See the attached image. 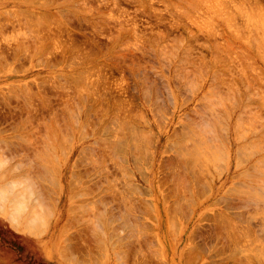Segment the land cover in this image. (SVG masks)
<instances>
[{
	"label": "rangeland",
	"instance_id": "374dc122",
	"mask_svg": "<svg viewBox=\"0 0 264 264\" xmlns=\"http://www.w3.org/2000/svg\"><path fill=\"white\" fill-rule=\"evenodd\" d=\"M198 1L0 0L16 264H264V0Z\"/></svg>",
	"mask_w": 264,
	"mask_h": 264
},
{
	"label": "bare ground",
	"instance_id": "6f19581e",
	"mask_svg": "<svg viewBox=\"0 0 264 264\" xmlns=\"http://www.w3.org/2000/svg\"><path fill=\"white\" fill-rule=\"evenodd\" d=\"M37 1H38V0H37ZM42 1H43V0H42ZM187 1H189V0H187ZM193 1H194V0H193ZM199 1H200V0H199ZM199 1H198V4H199ZM219 1H220V0H219ZM242 1H243V0H242ZM202 2H203V1H202ZM224 2H225V1H224ZM243 2H244V1H243ZM43 3H44V2H43ZM186 3H187V2H186ZM203 3H204V2H203ZM205 3H206V2H205ZM208 3H209V2H208ZM217 3H218V2H217ZM187 4H189V3H187ZM201 4H202V3H201ZM225 4H226V3H225ZM237 4H238V3H237ZM242 4H243V3H242ZM253 4H254V3H253ZM211 5H213V4H211ZM216 5H217V4H216ZM218 5H220V4H218ZM223 5H224V3H223ZM257 5H258V4H257ZM191 6H192V5H191ZM194 6H195V4H194ZM202 6H204V5H202ZM213 6H214V5H213ZM224 6H225V5H224ZM240 6H241V5H240ZM240 6H239V8H240ZM245 6H246V5H245ZM251 6H252V5H250V7H251ZM261 6H262V5H261ZM174 7H175V6H174ZM218 7H219V6H218ZM187 8H188V7H187ZM184 9H185V8H184ZM203 9H204V8H203ZM206 9H207V8H206ZM210 9H211V8H210ZM216 9H217V8H216ZM216 9H215V10H216ZM247 9H249V8H247ZM185 10H186V9H185ZM187 10H188V9H187ZM213 10H214V9H213ZM177 11H178V10H177ZM218 11H219V10H217V12H218ZM232 11H233V10H232ZM247 11H248V10H247ZM249 11H250V10H249ZM249 11H248V12H249ZM17 12H18V11H17ZM191 12H192V11H191ZM191 12H190V13H191ZM194 12H195V11H194ZM187 13H188V11H187ZM197 13H198V12H197ZM197 13H196V14H197ZM250 13H251V12H250ZM199 14H200V13H199ZM212 14H213V13H212ZM219 14H220V13H219ZM188 15H189V14H188ZM226 15H227V14H226ZM6 16H7V15H6ZM17 16H18V15H17ZM53 16H54V15H53ZM230 16H231V15H230ZM253 16H254V15H253ZM227 17H228V16H227ZM227 17H226V18H227ZM231 17H232V16H231ZM255 17H257V16L255 15ZM23 18H24V17H23ZM178 18H179V17H178ZM219 18H220V17H219ZM226 18H225V19H226ZM231 19H232V18H231ZM24 20H25V19H24ZM38 20H39V19H38ZM46 20H47V19H46ZM64 20H65V19H64ZM108 20H109V19H108ZM244 20H245V19H244ZM3 21H4V20H3ZM176 21H177V20H176ZM192 21H193V20H192ZM29 22H30V21H29ZM66 22H67V21H66ZM234 22H235V21H234ZM27 23H28V22H27ZM47 23H48V22H47ZM47 23H46V24H47ZM179 24H180V23H179ZM210 24H211V23H210ZM212 24H213V23H212ZM243 24H244V23H243ZM34 25H35V24H34ZM204 25H205V24H204ZM206 25H207V24H206ZM206 25H205V26H206ZM229 25H230V24H229ZM60 26H61V25H60ZM201 26H202V25H201ZM231 26H232V24H231ZM66 27H67V26H66ZM68 27H69V26H68ZM174 27H175V26H174ZM202 27L204 28V26H202ZM208 27H209V26H208ZM220 27H221V26H220ZM226 27H227V26H226ZM236 27H237V26H236ZM60 28H61V27H60ZM221 28H222V27H221ZM58 29H59V28H58ZM200 29H201V28H200ZM205 29H206V28H205ZM235 29H236V28H235ZM238 29H239V28H238ZM245 29H246V28H245ZM35 30H36V29H35ZM198 30H199V29H198ZM239 30H240V29H239ZM200 31H201V30H200ZM232 32H233V31H232ZM0 33H1V32H0ZM4 33H5V32H4ZM200 33H201V32H200ZM244 33H245V32H244ZM37 34H38V33H37ZM195 34H196V33H195ZM205 34H206V33H205ZM164 35H165V34H164ZM213 35H214V34H213ZM190 36H191V34H190ZM196 36H197V35H196ZM214 36H215V35H214ZM215 37H216V36H215ZM31 38H32V37H31ZM116 38H117V37H116ZM183 38H184V37H183ZM176 39H177V38H176ZM207 39H208V38H207ZM212 39H213V38H212ZM245 39H246V38H245ZM257 39H258V38H257ZM13 40H14V39H13ZM35 40H36V39H35ZM178 40H179V39H178ZM181 40H182V39H181ZM181 40H180V41H181ZM40 41H41V40H40ZM40 41H39V42H40ZM70 41H71V40H70ZM147 41H148V40H147ZM159 41H160V40H159ZM222 41H223V40H222ZM225 41H226V40H225ZM13 42H14V41H13ZM24 42H25V41H24ZM155 42H156V41H155ZM53 43H54V42H53ZM69 43H70V42H69ZM224 43H225V42H224ZM230 43H231V41H230ZM25 44H26V42H25ZM31 44H32V42H31ZM75 44H76V43H75ZM156 44H157V43H156ZM179 44H180V43H179ZM181 44H182V43H181ZM20 45L22 46V44H20ZM55 45H56V44H55ZM57 45H58V44H57ZM72 45H73V44H72ZM170 45H171V44H170ZM188 45H189V43H188ZM217 45H218V44H217ZM24 46H25V45H24ZM24 46H23V47H24ZM153 46H154V45H153ZM214 46H215V45H214ZM224 46H226V45H224ZM259 46H260V45H259ZM25 47L27 48V46H25ZM180 47H181V46H180ZM17 48H18V47H17ZM20 48H22V47H20ZM53 48H54V46H53ZM73 48H74V46H73ZM192 48H193V47H192ZM22 49H24V48H22ZM74 49H75V48H74ZM215 49H216V47H215ZM12 50H14V49H12ZM27 50H29V49H27ZM30 50H31V49H30ZM148 50H149V49H148ZM151 50H152V49H151ZM16 51H17V49H16ZM76 51H77V50H76ZM219 51H222V50H219ZM227 51H228V50H227ZM18 52H19V51H18ZM25 52H26V50H25ZM33 52H36V51H33ZM67 52H68V51H67ZM152 52H153V50H152ZM171 52H172V51H171ZM231 52H232V51H231ZM240 52H241V51H240ZM3 53H4V52H3ZM15 53H16V52H15ZM22 53L24 54V51H23ZM70 53H71V52H70ZM77 53H78V52H77ZM221 53H222V52H221ZM242 53H243V52H242ZM245 53H246V52H245ZM18 54H19V53H18ZM75 54H76V53H75ZM162 54H163V53H162ZM0 55H1V54H0ZM36 55H37V54H36ZM216 55H217V54H216ZM15 56H16V54H15ZM32 56H34V55H32ZM62 56H63V55H62ZM230 56H232V55H230ZM237 56H238V55H237ZM169 57H170V55H169ZM176 57H177V55H176ZM225 57H227V55H226ZM0 58H1V57H0ZM13 58H14V57H13ZM248 58H249V57H248ZM261 58H262V57H261ZM6 59H7V58H6ZM171 59H172V57H171ZM188 59H189V58H188ZM215 59H216V58H215ZM240 59H241V58H240ZM240 59H239V60H240ZM43 60H44V59H43ZM172 60H173V59H172ZM37 61H38V60H37ZM40 61H41V60H40ZM169 61H170V60H169ZM218 61H219V60H218ZM247 61H248V60H247ZM252 61H253V60H252ZM182 62H183V61H182ZM182 62H181V63H182ZM185 62H186V60H185ZM187 62H189V61H187ZM233 62H234V61H233ZM236 62H237V61H236ZM37 63H38V62H37ZM40 63H41V62H40ZM229 63H230V62H229ZM5 64H6V63H5ZM191 64H192V62L190 63V65H191ZM223 65H224V64H223ZM184 66H185V65H184ZM205 66H206V65H205ZM242 66H243V65H242ZM244 66H245V65H244ZM248 66H249V65H248ZM177 67H178V66H177ZM206 67H207V66H206ZM228 67H229V66H228ZM228 67H227V68H228ZM243 68H244V67H243ZM245 68H246V66H245ZM91 69H92V68H91ZM201 69H202V68H201ZM203 69H204V68H203ZM235 69H236V68H235ZM237 69H238V68H237ZM201 71H202V70H201ZM234 71H235V70H234ZM4 72H5V71H4ZM91 72H92V71H91ZM91 72H90V73H91ZM194 74H195V73H194ZM236 74H237V73H236ZM250 74H251V73H250ZM221 75H222V74H221ZM174 76H175V75H174ZM182 76H183V75H182ZM194 76H195V75H194ZM197 76H198V75H197ZM258 76H259V75H258ZM180 77H181V76H180ZM199 77H200V76H199ZM214 77H215V76H214ZM45 79H46V78H45ZM182 79H183V78H182ZM176 80H177V79H176ZM185 80H187V79H185ZM199 81H201V80L199 79ZM212 81H213V80H212ZM90 82H91V81H90ZM252 82H253V81H252ZM255 82H256V81H255ZM96 83H97V82H96ZM90 85H91V84H90ZM186 85H187V84H186ZM148 90H149V89H148ZM156 90H157V88H156ZM224 95H226V94H224ZM240 95H241V94H240ZM256 96H257V95H256ZM40 97H41V96H40ZM226 97H227V96H226ZM28 98H29V97H28ZM41 98H42V97H41ZM222 98H223V97H222ZM250 98H251V97H250ZM226 99H227V98H226ZM229 99H231V98H229ZM232 99H233V98H232ZM210 100H212V99H210ZM213 100H214V99H213ZM216 100H217V99H216ZM233 100H234V99H233ZM233 100H232V101H233ZM238 100H239V99H238ZM232 101H231V102H232ZM235 101H236V100H235ZM214 102H216V101H214ZM221 102H222V101H221ZM84 103H85V102H84ZM153 103H154V102H153ZM211 103H213V102H211ZM223 103H224V102H223ZM232 103H233V102H232ZM214 104H215V103H214ZM224 104H225V103H224ZM239 105H240V104H239ZM252 105H253V104H252ZM206 106H207V105H206ZM208 106H209V105H208ZM156 108H157V107H156ZM215 108H216V107H215ZM235 108H236V107H235ZM258 108H259V106H258ZM231 109H232V108H231ZM261 109H262V108H261ZM116 110H117V109H116ZM259 110H260V109H259ZM158 112H160V111H158ZM244 115H245V114H244ZM226 116H227V115H226ZM222 118H223V117H222ZM222 118H221V119H222ZM238 118H239V117H238ZM185 119H186V118H185ZM26 121H27V119H26ZM215 122H216V121H215ZM238 122H239V121H238ZM56 123H57V122H56ZM241 123H242V122H241ZM24 125H25V124H24ZM48 125H49V124H48ZM203 125H204V124H203ZM23 127H24V126H23ZM117 127H118V126H117ZM210 127H211V125H210ZM212 127H213V126H212ZM218 127H219V126H218ZM76 128H77V127H76ZM182 128H183V127H182ZM48 129H49V128H48ZM206 129H207V128H206ZM209 129H210V128H209ZM19 131H20V130H19ZM65 132H66V131H65ZM196 133H197V132H196ZM53 134H54V133H53ZM61 134H62V133H61ZM66 134H67V133H66ZM19 135H20V134H19ZM16 136H17V135H16ZM54 136H55V135H54ZM193 136H194V135H193ZM210 136H211V135H210ZM21 137H22V136H21ZM16 138H17V137H16ZM16 138H15V139H16ZM24 138H25V136H24ZM56 138H57V137H56ZM195 138H196V137H195ZM222 138H223V137H222ZM26 139H27V138H26ZM146 139H147V138H146ZM225 139H226V138H225ZM19 140H20V139H19ZM215 141H216V140H215ZM46 142H47V141H46ZM117 144H118V143H117ZM120 144H121V143H120ZM5 145H6V144H5ZM141 146H142V145H141ZM137 147H138V146H137ZM247 147H248V146H247ZM55 149H56V148H55ZM55 149H54V150H55ZM240 149H241V148H240ZM89 151H90V150H89ZM197 151H198V150H197ZM49 152H50V151H49ZM191 152H192V151H191ZM87 153H88V152H87ZM189 155H190V154H189ZM40 156H41V154H40ZM42 156H43V155H42ZM24 157H25V156H24ZM48 157H49V156H48ZM209 157H210V156H209ZM46 159H47V158H46ZM196 159H197V158H196ZM210 159H211V158H210ZM28 160H29V159H28ZM202 160H203V159H202ZM237 160H238V159H237ZM33 161H34V160H33ZM43 161H44V160H43ZM48 161H50V160H48ZM134 161H135V160H134ZM262 161H263V160H262ZM57 163H58V162H57ZM137 163H138V162H137ZM89 165H90V164H89ZM45 166H46V165H45ZM10 167H11V166H10ZM224 167H225V166H224ZM17 168H18V167H17ZM45 168H46V167H45ZM176 168H177V167H176ZM25 169H26V168H25ZM36 169H37V168H36ZM47 169H48V168H47ZM8 170H9V169H8ZM37 170H38V169H37ZM172 170H173V169H172ZM38 171H39V170H38ZM50 172H51V171H50ZM56 172H57V171H56ZM175 172H176V171H175ZM185 172H186V171H185ZM195 172H196V171H195ZM11 173H12V172H11ZM51 173H52V172H51ZM192 173H193V172H192ZM241 173H242V172H241ZM41 174H42V173H41ZM53 174H54V173H53ZM179 174H180V173H179ZM183 174H184V173H183ZM197 174H198V173H197ZM242 174H243V173H242ZM15 175H16V174H15ZM181 176H182V175H181ZM2 177H3V176H2ZM181 178H182V177H181ZM199 178H200V177H199ZM186 179H187V178H186ZM188 179H189V178H188ZM1 180H2V179H1ZM4 180H5V179H4ZM24 180H25V179H24ZM18 181H19V180H18ZM56 181H57V180H56ZM178 181H179V180H178ZM181 181H182V180H181ZM181 181H180V182H181ZM29 182H30V181H29ZM25 183H26V182H25ZM201 183H202V182H201ZM28 184H29V183H28ZM178 184H179V183H178ZM195 184H196V183H195ZM11 185H12V184H11ZM14 185H15V184H14ZM26 185H27V184H26ZM32 185H33V184H32ZM1 186H2V185H1ZM1 186H0V187H1ZM5 186H7V185L5 184L4 187H5ZM23 186H25V185H23ZM176 186H177V185H176ZM4 187H3V188H4ZM7 187H9V186H7ZM13 187H15V186H13ZM169 187H170V186H169ZM184 187H185V186H184ZM3 188H2V189H3ZM9 188H10V187H9ZM27 188H28V187H27ZM29 188H30V187H29ZM32 188H33V187H31L30 189H32ZM16 189H17V188H16ZM18 189H19V188H18ZM0 190H1V189H0ZM7 190H8V188H7ZM7 190H6V191H7ZM11 190H12V189H10V191H9V192H11V193H10V194H11L10 196L15 195V193L12 194V191H13V190H12V191H11ZM255 190H256V188H255ZM1 191H5V188H4L3 190H1ZM1 191H0V192H1ZM14 191H15V190H14ZM16 191H17V190H16ZM18 191H19V190H18ZM32 191H33V190H32ZM178 191H179V190H178ZM7 192H8V191H7ZM9 192H8V193H9ZM19 192H20V191H19ZM25 192H26V191H24V193H25ZM27 192H28V191H27ZM29 192H31V191H29ZM29 192H28V193H29ZM33 192H34V191H33ZM1 193H2V194H1ZM1 193H0V195H3V196L6 194V192H4V194H3V192H1ZM38 193L40 194V192H38ZM38 193H37V194H38ZM53 193H54V192H53ZM22 194H23V192H22ZM37 194H36V196H37ZM173 194H174V193H173ZM238 194H239V193H238ZM236 195H237V194H236ZM10 196L8 195V196H4V197H6V200H7V199H10V198H9ZM17 196H18V197H17ZM17 196L15 195L14 198L11 197V198L14 200V201H13L12 199L10 200L11 202H14V203H13V207H14L15 203H16V205H15L14 212H11V215L6 217V219L10 222L11 226H12L14 229H17L16 227L19 225V222L16 221L17 219H16V217H14L13 215H15L16 212L19 210L18 208L20 207V205H21V201H22L21 198H20V197H22V196H20V193H19V195H17ZM19 196H20V197H19ZM36 196H35V197H36ZM254 196H255V194H254ZM4 197H3V198H4ZM7 197H8V198H7ZM15 197H16V199H15ZM185 197H186V196H185ZM247 197H248V194H247ZM0 198H2V196H1ZM18 198H20V200H19ZM23 198L26 199L27 197H26V196H23ZM23 198H22V199H23ZM38 198H41V197H38ZM4 199H5V198H4ZM30 199H31V198H30ZM189 199H190V198H189ZM15 200H16V201H15ZM28 200H29V199H28ZM31 200H32V199H31ZM37 200H38V199H37ZM7 201H8V200H7ZM23 201H25V200H23ZM26 201H27V199H26ZM38 201L40 202V200H38ZM41 201L43 202V200H41ZM2 202H3V201H2ZM32 202H33V200H32ZM32 202H31V204H32ZM34 202H35V201H34ZM185 202H186V201H185ZM185 202H184V203H185ZM254 202H255V201H254ZM35 203L38 204L37 201H36ZM22 204H26V203L24 202V203H22ZM40 204H41V203H40ZM43 204H44V203H43ZM1 205H2V204H1ZM3 205H4V204H3ZM33 205H35V204H33ZM21 206H22V205H21ZM35 206H36V205H35ZM179 206H180V205H179ZM179 206H178V207H179ZM0 207H1V206H0ZM4 207H5V206H4ZM52 207H53V206H52ZM1 208H3V207H1ZM25 208H26V206H25ZM42 208H43V206H42ZM10 209H11V208H10ZM21 209H22V207H21ZM21 209H20V210H21ZM37 209H38V208H37ZM3 210H4V209H3ZM39 210H40V209H39ZM43 210H45V209H43ZM0 211H2V210L0 209ZM35 211L37 212V210H35ZM43 214H44V213H43ZM38 215H41V212H40V214H38ZM38 215H36L35 218H36ZM0 216H1V214H0ZM15 216H17V215H15ZM19 216H20V213H19ZM19 216H18V220H19V218H21V217H19ZM43 216H44V215H43ZM43 216H42V217H43ZM42 217H39L38 219H41ZM30 219H31V218H30ZM38 219H37V220H38ZM182 219H183V218H182ZM220 219H221V218H220ZM32 220H33V219H32ZM34 220H35V219H34ZM42 220H43V218H42ZM42 220H39L38 222H40V221H42ZM176 220H177V219H176ZM227 220H228V219H227ZM19 221H20V220H19ZM30 221H31V220H30ZM26 222H27V221H26ZM220 222H221V221H220ZM236 222H237V221H236ZM27 223H28V222H27ZM27 223H26V224H27ZM26 224H25V225H26ZM40 224H41V223H40ZM236 224H237V223H236ZM27 225H28V224H27ZM33 225L35 226V224H33ZM33 225H32V226H33ZM37 225H38V224H37ZM41 225H42V224H41ZM220 225H221V224H220ZM29 226H31L30 222H29ZM34 226H33V228H36V227H34ZM175 226H176V225H175ZM229 226H230V225H229ZM229 226H228V227H229ZM99 227H100V226H99ZM37 228H38V226H37ZM101 228H102V227H101ZM29 229H30V228H29ZM106 229H107V228H106ZM112 229H113V228H112ZM17 230H18V229H17ZM92 230H94V229H92ZM241 230H242V229H241ZM243 230H244V229H243ZM37 231H38V230H37ZM106 231H107V230H106ZM112 231H113V230H112ZM171 231H172V230H171ZM95 232H96V231H95ZM100 232H101V231H100ZM240 234H241V233H240ZM243 235H244V234H243ZM245 236H246V235H245ZM92 237H93V236H92ZM94 238H95V237H94ZM97 240H98V239H97ZM99 246H100V245H99ZM100 248H101V247H100ZM103 250H104V249H103ZM105 250H106V249H105ZM119 251H120V250H119ZM96 252H97V251H96ZM66 253H68V252H66ZM72 254H73V253H72ZM103 255H104V254H103ZM73 256H74V255H72V257H73ZM92 262H93V261H92Z\"/></svg>",
	"mask_w": 264,
	"mask_h": 264
},
{
	"label": "crops",
	"instance_id": "0c3cea01",
	"mask_svg": "<svg viewBox=\"0 0 264 264\" xmlns=\"http://www.w3.org/2000/svg\"><path fill=\"white\" fill-rule=\"evenodd\" d=\"M0 264H16V261L5 251V246L0 239Z\"/></svg>",
	"mask_w": 264,
	"mask_h": 264
}]
</instances>
